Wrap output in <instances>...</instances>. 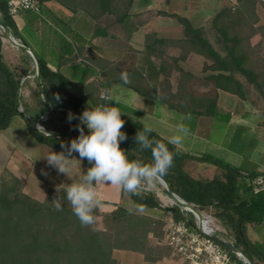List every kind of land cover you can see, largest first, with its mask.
I'll use <instances>...</instances> for the list:
<instances>
[{
  "label": "trees",
  "instance_id": "obj_1",
  "mask_svg": "<svg viewBox=\"0 0 264 264\" xmlns=\"http://www.w3.org/2000/svg\"><path fill=\"white\" fill-rule=\"evenodd\" d=\"M75 1L95 7L97 12L92 13L94 19L104 14H112L118 23L129 16L134 3V0ZM236 2L232 8L220 9L211 19V29L216 33L219 49L206 37L204 28L194 26L185 16L160 12L176 20L182 29L181 37L176 40L168 41L152 34L146 35L145 49L149 55L159 59L163 78L157 87L150 88L145 80L138 77L137 72L130 73L135 82L131 87L137 94L150 97L181 115L183 124L189 131H194L199 117H224V121L228 120L227 115L221 116L217 109L219 91L244 101L248 99L249 86L260 90V82L264 81V71L255 68L249 51V37L245 34L246 28L253 27L249 17L254 15V1ZM0 21L9 28L14 38H19L27 45L8 12L6 0H0ZM2 36L0 33V131L8 128L15 115H20L16 108L20 102L21 80L27 72L24 70L22 76L5 63L2 55ZM168 45L180 50L178 57L171 58V64L163 58ZM190 53L204 58L200 77L176 65L178 60L184 59ZM26 56L29 57L28 54ZM36 57L40 63V81L44 95L52 108L47 122H52L55 115H61L68 120L69 112L79 116L86 108L92 109L104 103L103 100L99 103H89L68 90L72 83L59 72L51 71L46 62L39 56ZM172 69L178 74L175 91H172L170 82ZM22 112L31 115L33 119H40L47 114V109L41 99L37 108L24 107ZM121 118L125 121L121 130L127 133V139L121 142L120 147L127 151L129 160L150 165L151 151L140 150L134 139L137 131L143 127L137 113L122 112ZM70 123L72 126L68 127L66 132H54L59 135L78 136L76 125L79 120L73 119ZM258 125L264 127V121ZM27 129L38 143L53 149L63 151L61 142L67 144L70 141L41 135L30 123H27ZM87 131L85 128L86 134ZM240 133L241 131L238 135ZM149 135L166 144L168 149L175 153L173 166L162 175L171 191L185 202L211 213L229 232L231 244L239 246L241 251L252 259L253 264H264V253L260 247L250 242L245 232L247 224L258 225L264 221V191L253 194L247 185L241 195L238 187L240 169L209 155L196 156L185 152L153 130ZM190 161L213 165L220 173L212 178L194 177L187 171ZM82 162L84 175L91 164L87 159ZM7 174L10 180H0V264H116L112 257L114 249L141 253L147 262L160 260L158 256L152 257L155 254L154 248L148 242L154 236V229L151 227L154 222L146 215L137 214L126 205H120L108 214L95 209V219L103 216L115 224L117 231L115 235H111L99 230L94 224L81 225L67 200H61L62 210L57 211L51 202L57 196L64 195L63 189L58 193L57 189L49 187L47 197L38 201L23 192L22 182L17 176L8 171ZM255 175L250 173L248 176L251 178ZM121 194L128 199L131 209H158L164 215H170L174 221L181 219L178 206L162 207L150 192L139 191L138 194L132 195L124 193L121 189ZM229 254L236 258L233 253Z\"/></svg>",
  "mask_w": 264,
  "mask_h": 264
},
{
  "label": "crops",
  "instance_id": "obj_2",
  "mask_svg": "<svg viewBox=\"0 0 264 264\" xmlns=\"http://www.w3.org/2000/svg\"><path fill=\"white\" fill-rule=\"evenodd\" d=\"M39 3L42 19H38L39 16L29 17L21 13L13 16V20L18 33L29 25L34 31L35 38L43 39V45L39 50L35 46H30V42L24 37L27 46L46 62L51 71L59 72L68 79L72 83L69 87L82 91L85 96H79L89 103L92 101L99 103L101 93L108 90L111 101L116 103L117 108L124 113L136 112L143 126L150 127L168 141L178 134L177 125L183 124L182 116L150 97L137 94L131 87L135 82L130 76L132 71L137 72L138 77L145 80L150 88L158 86L163 78L160 62L158 58L147 53L145 39L149 34L168 41L179 39L182 34L181 26L176 20L160 14L162 11L176 12L157 7L158 17L152 26L143 19V16L156 8L155 0H134L129 16L121 23L116 22L112 14H104L94 19L92 13L97 12V9L91 4L82 5L75 0H42ZM42 22H47L48 25L45 27ZM179 28L181 34L178 37L171 34V30ZM137 33L140 38L135 44L131 38ZM15 39L21 42L19 38ZM131 46L137 47L135 60L129 59ZM11 51L10 47L2 43L3 59L4 54ZM165 51L163 58L170 64L171 58L178 57L180 52L173 45H168ZM194 58L203 60L202 56L190 53L184 59L178 60L176 65L196 76L197 73L190 68ZM170 71L171 89L175 91L177 82L174 84V81L177 72L173 69ZM122 73L126 74V82L122 79ZM99 75L103 80L95 86L92 81ZM69 87L68 90L76 94ZM241 102L237 97L219 91L217 109L221 116L227 115L228 120L224 121V117L218 119L199 117L194 131H189L183 137L182 143L176 146L196 156L205 155L204 151L208 146H212L213 150L223 151L227 155L225 162L240 169L238 187L242 195L244 187L247 186L248 175L264 173V155L257 148V137L252 136L248 140L244 136V131L249 127L258 126V120L253 118V112L251 113ZM8 128L0 131V152L6 148L4 141ZM1 169H7L24 183L16 166L9 169L3 165L0 166ZM95 190L103 204L101 212H112L120 205L131 206L128 199L121 194V188L116 185L101 182L96 184ZM245 232L250 242L260 247L264 253V221L258 225L247 224ZM112 256L116 264H178L170 260L147 262L141 253L129 250L114 249Z\"/></svg>",
  "mask_w": 264,
  "mask_h": 264
},
{
  "label": "rangeland",
  "instance_id": "obj_3",
  "mask_svg": "<svg viewBox=\"0 0 264 264\" xmlns=\"http://www.w3.org/2000/svg\"><path fill=\"white\" fill-rule=\"evenodd\" d=\"M253 1L254 15L249 17L253 27L246 28L245 34H247L249 37V51L255 64V68L258 71H264V0ZM236 3V0H155L156 8L146 12L143 16V19H146L148 23L150 22L149 25L153 26L158 17L156 14L157 7L167 9L171 12H176L177 14L188 18L194 26L204 28L206 37L210 40L215 48L219 49V46L216 43V33L211 29V19L220 9L224 7L232 8L236 5ZM21 13L26 14L29 17H32L30 15H35L36 17L39 16L38 19L41 18L40 15L30 11H22L17 15ZM43 25L46 27L48 23L45 22ZM116 33L117 32L115 31V34ZM171 34L178 37L181 34L180 28L177 30H171ZM20 35L25 37V39L30 42V46H35V48H38L39 50L43 45V39H36L34 36V31L29 25L20 30ZM139 38V33H137L131 38V40H133L136 44V42L139 41ZM3 39L4 38L2 36V40ZM2 43L12 49L10 53L4 54L5 63L11 69L15 70L16 73L21 74L22 76L24 75V70H27L26 75H24L21 80L22 84L19 90V109L22 111L24 107L37 108L40 105L42 98L39 94L38 84L35 79L33 61L30 57L26 56L27 54L24 51L12 46L9 42L3 40ZM130 48L131 50L129 52V59L135 60V57L137 56L135 49L137 47L134 48L131 46ZM203 63L204 58L203 60L198 58H194L192 60L190 68L191 70H194L195 73H197V77L202 76L201 69ZM177 77L178 74L175 77L176 79L174 78L175 81L173 79L174 84L177 82ZM102 80L103 79L101 78V75H99L97 78L93 79L92 82L96 86L99 85ZM260 83V90L255 89L253 86H249L248 99L241 102L245 108L250 110L251 113L253 112V118L258 120V124L264 121V81L261 80ZM69 89L76 92L77 95L85 96L84 93L82 91L80 92L78 89L72 87H69ZM34 120L36 119H33V117H31L29 114H24V116L15 115L11 119L10 127L6 130L5 141L4 138H2V141H4L6 144V148L0 152V166L4 165L9 169L16 166L24 179V183H22L23 192L38 201H43L47 197L49 187L57 189L58 186L63 189V185L65 184L79 182L83 177L84 166L82 160H77L79 157L78 153L75 152L73 153V156L77 159L73 158L71 161V168L67 175H60L56 169L49 166L43 157L47 156L51 151L60 152L62 150L53 149L48 145L40 144L33 138L32 135L29 134L27 123L32 125ZM39 126L46 129L49 133L57 134L54 131L57 130L59 132H66L68 130L67 128H71L72 125L68 120L64 119L63 116L55 115L52 122H39ZM24 136H27L28 138H25ZM244 136L248 140L251 139L250 137L252 136L257 137V148L264 155V127L260 125L256 127H249L246 131H244ZM204 154L215 157L224 162L227 156L223 151L213 150L212 146H208L204 151ZM7 171V169L0 170V180H10ZM187 171L192 176L200 178H212L215 174L220 173L219 169L215 167L211 168L206 163L198 161H190L187 164ZM149 191L158 199L162 207H172L175 205L170 200V198L165 195L162 186L157 180L155 181V185L150 188ZM126 207L137 214L146 215L151 221L154 222V224L151 226L154 229V236H152L148 242V244L154 248L155 254H153L152 257L154 258L158 256L160 257V260H170L180 264V262L172 256L168 248L162 243L163 226L171 216L168 214L164 215V213L158 209H131L129 205H126ZM98 210L101 212L100 208H98ZM101 213L105 214V212ZM93 224L99 230L105 231L111 235H115L117 231L112 220H106L103 216L96 217ZM220 227L223 232H219L218 236L230 243L231 238L228 237L229 232L221 225ZM257 263L260 264L259 262Z\"/></svg>",
  "mask_w": 264,
  "mask_h": 264
},
{
  "label": "clouds",
  "instance_id": "obj_4",
  "mask_svg": "<svg viewBox=\"0 0 264 264\" xmlns=\"http://www.w3.org/2000/svg\"><path fill=\"white\" fill-rule=\"evenodd\" d=\"M122 79L126 82V74L122 73ZM101 98L104 103L92 109L86 108L79 116L68 113L69 122L79 120L76 125L79 135L67 144L61 142L63 151H51L43 157L49 166L65 175L70 171L73 158L77 159L73 156L74 152L78 153L77 160L87 159L91 164L79 182L63 185L64 195L57 196L51 202L57 211H61V200H67L81 225H92L95 220L94 210L103 207L96 195V184L110 183L120 187L124 193L136 195L142 185L144 190L152 188L156 179L165 174L174 163L175 153L166 144L151 138L149 134L152 129L148 126L138 130L134 139L140 150L151 151L152 163L146 165L129 160L127 151L120 147L121 142L127 139V133L121 130L125 123L121 118L122 112L111 101L108 90L101 93ZM85 128L88 130L87 134ZM39 130L48 134L42 127ZM177 132L169 139V143L181 144L189 129L184 124H179ZM57 192H61L58 186Z\"/></svg>",
  "mask_w": 264,
  "mask_h": 264
},
{
  "label": "built area",
  "instance_id": "obj_5",
  "mask_svg": "<svg viewBox=\"0 0 264 264\" xmlns=\"http://www.w3.org/2000/svg\"><path fill=\"white\" fill-rule=\"evenodd\" d=\"M6 2L12 17L22 11H30L38 15L41 13L39 0H6ZM100 99L102 100L101 95ZM47 119V115H44L40 118V122ZM44 132L49 133L46 129ZM247 185L253 194L263 192L264 173L249 178ZM140 191L150 192L149 189L144 190L143 185ZM193 206L200 212V216L188 208H179L181 219L174 221L170 217L163 226L162 243L172 256L180 264H246V261L238 255H235L236 258L231 257L229 252L215 240V238L224 240L218 236L223 230L216 218L211 213Z\"/></svg>",
  "mask_w": 264,
  "mask_h": 264
},
{
  "label": "water",
  "instance_id": "obj_6",
  "mask_svg": "<svg viewBox=\"0 0 264 264\" xmlns=\"http://www.w3.org/2000/svg\"><path fill=\"white\" fill-rule=\"evenodd\" d=\"M0 31H1L4 39H7L8 42L12 46H14V47L24 51L26 54H28V56L33 61L34 70H35V79H36L37 84H38L39 93H40L41 98H42V100H43V102L45 104V107L47 109V114L46 115H47V117H49L51 112H52V108H51L50 104L48 103V101H47V99H46V97L44 95V90H43V87L41 85V81H40V63H39L38 58L36 57L34 52L27 45H25V44L21 43L20 41H18L17 39H15L12 36L9 28L7 26H5L1 21H0ZM16 110L20 113L21 116H24V113L19 109V104L17 105ZM39 122H40V119L34 120L32 126L35 129V131L37 133L41 134V135L49 136V137H53V138L70 139V140L77 137V136H73V135H59V134H55V133L44 134L43 132H41L39 130V127H40L39 126ZM156 180L162 186L163 192L165 193V195L168 198H170V200L176 206H178L179 208H188L191 211H193L197 216H200V212L192 204H189V203L185 202L179 196H177L175 193H173L171 191L168 182L162 176L158 177ZM215 240L218 241L230 253H233L234 255L240 256L243 260L246 261V264H253L252 259L247 254L243 253L239 246L233 245V244H231L229 242H226L224 240H220V239H217V238H215Z\"/></svg>",
  "mask_w": 264,
  "mask_h": 264
},
{
  "label": "bare ground",
  "instance_id": "obj_7",
  "mask_svg": "<svg viewBox=\"0 0 264 264\" xmlns=\"http://www.w3.org/2000/svg\"><path fill=\"white\" fill-rule=\"evenodd\" d=\"M3 40L8 42V40H7V39H3Z\"/></svg>",
  "mask_w": 264,
  "mask_h": 264
}]
</instances>
